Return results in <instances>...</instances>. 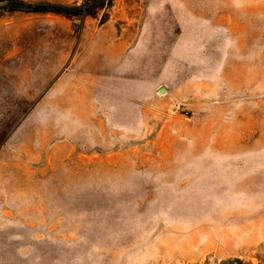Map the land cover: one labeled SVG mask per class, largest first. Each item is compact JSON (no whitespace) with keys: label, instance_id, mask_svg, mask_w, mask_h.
<instances>
[{"label":"rangeland","instance_id":"obj_1","mask_svg":"<svg viewBox=\"0 0 264 264\" xmlns=\"http://www.w3.org/2000/svg\"><path fill=\"white\" fill-rule=\"evenodd\" d=\"M0 264H264V0H0Z\"/></svg>","mask_w":264,"mask_h":264},{"label":"trees","instance_id":"obj_2","mask_svg":"<svg viewBox=\"0 0 264 264\" xmlns=\"http://www.w3.org/2000/svg\"><path fill=\"white\" fill-rule=\"evenodd\" d=\"M21 6L23 4H20ZM26 8H31L32 10H45V9H52L55 11H60L59 8H57L56 6H51V8H47V6L45 5H31V4H27V5H23Z\"/></svg>","mask_w":264,"mask_h":264}]
</instances>
